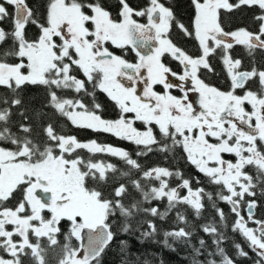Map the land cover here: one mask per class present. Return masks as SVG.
Returning <instances> with one entry per match:
<instances>
[{
	"label": "snow or ice",
	"instance_id": "6c2138e0",
	"mask_svg": "<svg viewBox=\"0 0 264 264\" xmlns=\"http://www.w3.org/2000/svg\"><path fill=\"white\" fill-rule=\"evenodd\" d=\"M187 8L0 0V264H264V0Z\"/></svg>",
	"mask_w": 264,
	"mask_h": 264
},
{
	"label": "trees",
	"instance_id": "16d2710c",
	"mask_svg": "<svg viewBox=\"0 0 264 264\" xmlns=\"http://www.w3.org/2000/svg\"><path fill=\"white\" fill-rule=\"evenodd\" d=\"M34 3H37V4L42 3V0H34ZM176 4L178 7V8L176 7V11L178 15H180L185 21H187V16H188L187 0H176ZM239 23L240 21L236 20L229 26L235 27ZM78 135H79V132H78ZM133 244H134L133 251H136L139 246L136 245L135 241H133ZM165 258L167 260V264H180L181 258L176 256L175 254L165 253ZM117 261H118V257L115 254V250H113V252L110 253L108 257L106 258V264H117Z\"/></svg>",
	"mask_w": 264,
	"mask_h": 264
},
{
	"label": "flooded vegetation",
	"instance_id": "af4514ba",
	"mask_svg": "<svg viewBox=\"0 0 264 264\" xmlns=\"http://www.w3.org/2000/svg\"><path fill=\"white\" fill-rule=\"evenodd\" d=\"M133 2L135 3V0H133ZM175 2H176V0H175ZM176 7H177V4H176ZM189 47H191V46H189ZM78 132H79V138L81 140H88L90 138H95L99 142H116V141H114V138H110L106 134H102V133H92L89 130H79Z\"/></svg>",
	"mask_w": 264,
	"mask_h": 264
}]
</instances>
